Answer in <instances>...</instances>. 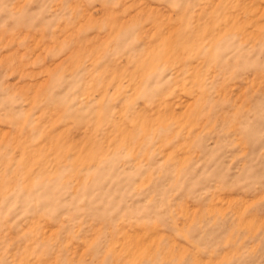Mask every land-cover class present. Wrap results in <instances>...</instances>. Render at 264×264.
I'll list each match as a JSON object with an SVG mask.
<instances>
[{
    "label": "rangeland",
    "instance_id": "rangeland-1",
    "mask_svg": "<svg viewBox=\"0 0 264 264\" xmlns=\"http://www.w3.org/2000/svg\"><path fill=\"white\" fill-rule=\"evenodd\" d=\"M0 264H264V0H0Z\"/></svg>",
    "mask_w": 264,
    "mask_h": 264
}]
</instances>
